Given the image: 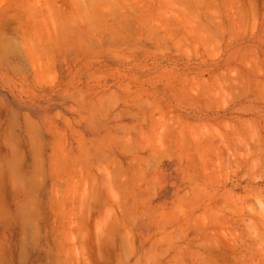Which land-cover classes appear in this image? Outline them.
Returning a JSON list of instances; mask_svg holds the SVG:
<instances>
[{
	"label": "rangeland",
	"instance_id": "rangeland-1",
	"mask_svg": "<svg viewBox=\"0 0 264 264\" xmlns=\"http://www.w3.org/2000/svg\"><path fill=\"white\" fill-rule=\"evenodd\" d=\"M0 264H264V0H0Z\"/></svg>",
	"mask_w": 264,
	"mask_h": 264
},
{
	"label": "bare ground",
	"instance_id": "bare-ground-1",
	"mask_svg": "<svg viewBox=\"0 0 264 264\" xmlns=\"http://www.w3.org/2000/svg\"><path fill=\"white\" fill-rule=\"evenodd\" d=\"M261 208V207H260Z\"/></svg>",
	"mask_w": 264,
	"mask_h": 264
}]
</instances>
